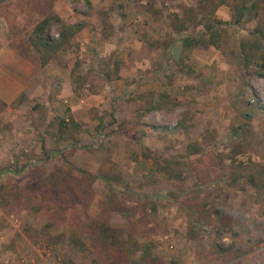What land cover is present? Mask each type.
Masks as SVG:
<instances>
[{"label":"rangeland","instance_id":"obj_1","mask_svg":"<svg viewBox=\"0 0 264 264\" xmlns=\"http://www.w3.org/2000/svg\"><path fill=\"white\" fill-rule=\"evenodd\" d=\"M67 1L0 0L38 81L0 98V264H264V0Z\"/></svg>","mask_w":264,"mask_h":264},{"label":"crops","instance_id":"obj_2","mask_svg":"<svg viewBox=\"0 0 264 264\" xmlns=\"http://www.w3.org/2000/svg\"><path fill=\"white\" fill-rule=\"evenodd\" d=\"M24 4V3H23ZM47 9L56 14L58 17L62 18L63 13L69 10L70 1L67 0H46ZM25 9L29 11L30 7H26ZM9 12L14 11V7H8L7 9ZM101 20H103L102 14H99ZM124 16L119 17L118 21L119 24L124 25L125 20H123ZM22 19V18H21ZM111 21V20H110ZM5 24L4 16L0 15V26L2 28L7 27ZM118 24V23H117ZM127 27H129L127 25ZM80 31V30H79ZM3 34L7 35L3 31L0 30ZM78 33V32H77ZM120 34V33H119ZM118 34V35H119ZM124 36H127L128 32L122 33ZM117 35V34H116ZM76 36V35H75ZM119 39L117 36L115 40ZM123 43L126 45H130V42L123 38ZM128 48L126 49V51ZM135 50V49H134ZM139 52H142L144 59L150 60L142 68H149L152 61H156L157 57H159L161 51L156 46V44L148 51V46L141 47ZM134 53L136 51H133ZM136 54V53H135ZM141 57V54H140ZM131 59V57H130ZM122 60H127L126 55L122 56ZM131 61H133L131 59ZM8 69V70H5ZM34 67L31 65L30 61L25 58L23 55L20 54L17 49L10 47L8 44H3L0 46V98L4 99L6 102L10 103L14 101L19 94L23 93V91L32 92L31 89H26L27 85H32L33 87L37 88L38 81L32 77L34 73ZM157 70L154 71L156 73ZM119 75L121 73L119 71ZM41 83V82H40ZM39 83V85H40ZM27 84V85H26Z\"/></svg>","mask_w":264,"mask_h":264},{"label":"trees","instance_id":"obj_3","mask_svg":"<svg viewBox=\"0 0 264 264\" xmlns=\"http://www.w3.org/2000/svg\"><path fill=\"white\" fill-rule=\"evenodd\" d=\"M53 21L58 22L59 19L52 18V16H46L42 20H40L32 29L31 33L28 36V42L30 46L36 51L39 55V60L42 66L47 64L49 60L56 54L70 39L73 37L77 30L70 32V30H62L60 32V37L57 41L50 39L47 35L48 29L53 23ZM186 47L191 46L189 43L185 44ZM260 69L264 71V54L261 58ZM262 75V73H261ZM20 96V95H19ZM22 96V95H21ZM16 101V100H15ZM13 101L12 106L16 103ZM159 108V107H158ZM264 108V107H262ZM70 126L73 128H78L79 125L72 121V119H68L67 121L63 118L58 119V127L59 132L61 134H65ZM10 171V169H8Z\"/></svg>","mask_w":264,"mask_h":264}]
</instances>
